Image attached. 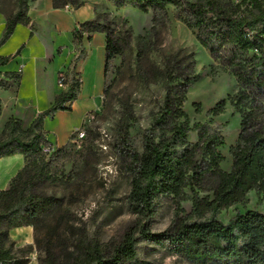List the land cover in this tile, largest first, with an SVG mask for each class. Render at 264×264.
I'll use <instances>...</instances> for the list:
<instances>
[{
	"label": "trees",
	"instance_id": "16d2710c",
	"mask_svg": "<svg viewBox=\"0 0 264 264\" xmlns=\"http://www.w3.org/2000/svg\"><path fill=\"white\" fill-rule=\"evenodd\" d=\"M52 1L55 8L84 5L80 0ZM109 1L117 9L132 7L144 13L164 11L169 5L176 7L201 46L235 77L238 91L231 100L240 111L241 130L232 149L233 168L224 171L223 126L213 122L191 124L184 110L186 92L194 79V62L179 55L169 56L160 70L167 82L166 94L152 113L149 128L142 136L123 131L120 138L118 154L130 178L127 203L134 222L116 240L79 242L73 261L66 259L59 264H149L138 252L143 241L187 264H264V214L250 210L227 223L219 219L223 210L244 202L249 192L256 190L264 196V0ZM27 11L19 9L6 17L0 46L19 24H31ZM95 32L106 35L107 67L123 54L124 47L120 35L97 17L73 31L74 62L84 57L83 41L90 40ZM12 58L0 57V67ZM20 78V73L6 72L4 78L0 77V88L9 89L11 83L7 80L18 82ZM64 84L67 91L58 95L54 105L28 128L11 117L0 130V159L15 154L25 158V166L12 179L9 189L0 190V264H25L5 247L9 232L25 227L38 230L60 203L55 196L40 192V186L59 184L67 163L78 165L88 156L90 134L82 149L69 142L51 154L43 152L50 143L44 132L45 118L71 110L78 98L81 78L76 67L66 71ZM223 110L224 102L211 112L219 115ZM192 133L197 134L195 142L190 140ZM139 144L142 152L138 151ZM186 188L194 193L190 214L177 216L163 232H153L158 199L178 198ZM200 192L212 193V198L201 197Z\"/></svg>",
	"mask_w": 264,
	"mask_h": 264
},
{
	"label": "rangeland",
	"instance_id": "374dc122",
	"mask_svg": "<svg viewBox=\"0 0 264 264\" xmlns=\"http://www.w3.org/2000/svg\"><path fill=\"white\" fill-rule=\"evenodd\" d=\"M39 1L45 0H0V28L8 15L27 8L29 13ZM80 1L96 4L97 19L120 35L124 50L105 66L101 103L87 117L84 136L73 137L72 143L82 149L90 134L87 158L78 165L67 163L59 184L39 188L59 199V206L38 230L25 227L9 232L5 247L25 264H59L66 259L72 262L79 242L116 240L134 222L127 203L130 178L118 154L120 138L123 131L142 136L149 128L152 113L166 94L167 82L160 70L169 56L179 55L194 62V79L186 92L184 110L191 124L213 122L223 126L224 171L233 168L232 149L241 130V114L231 100L238 91L235 77L201 46L176 7L169 5L164 11L144 13L132 7L117 9L109 0ZM65 7L75 8L73 4ZM223 102V112L213 115L212 109ZM190 140L197 141V134L192 133ZM142 150L139 144L138 151ZM75 167L77 172H72ZM199 195L212 198L209 192ZM193 197L194 193L186 188L178 198H159L152 231L163 232L177 216L190 214ZM250 210L264 214V196L256 190L249 192L244 202L223 210L219 219L227 223ZM138 252L149 264H187L146 241L139 244Z\"/></svg>",
	"mask_w": 264,
	"mask_h": 264
},
{
	"label": "crops",
	"instance_id": "0c3cea01",
	"mask_svg": "<svg viewBox=\"0 0 264 264\" xmlns=\"http://www.w3.org/2000/svg\"><path fill=\"white\" fill-rule=\"evenodd\" d=\"M29 16L31 24H19L0 46V57H13L0 67V77L4 78L6 72L21 74L18 82L7 80L11 83L9 89L0 88V130L11 117L20 119L23 127L28 128L39 114L54 105L58 95L67 91V86L58 83L59 74L76 67L81 88L71 110L58 111L44 120L47 140L59 148L72 142L76 129L83 127L87 117L99 109L105 88L106 35L95 32L90 40L85 39V55L76 64L72 33L79 24L97 17L96 4L55 8L52 0L39 1ZM5 24L0 28V39ZM24 166L22 154L1 158L0 190L9 189Z\"/></svg>",
	"mask_w": 264,
	"mask_h": 264
},
{
	"label": "built area",
	"instance_id": "2783aa9c",
	"mask_svg": "<svg viewBox=\"0 0 264 264\" xmlns=\"http://www.w3.org/2000/svg\"><path fill=\"white\" fill-rule=\"evenodd\" d=\"M65 73L66 71H63L59 74V78H58V83L60 86H67L66 84H64V79H65ZM84 129L83 127L76 129L74 135H78V136H84ZM55 146L52 143H49L48 145L43 147V152L45 154H51L54 150H55Z\"/></svg>",
	"mask_w": 264,
	"mask_h": 264
}]
</instances>
